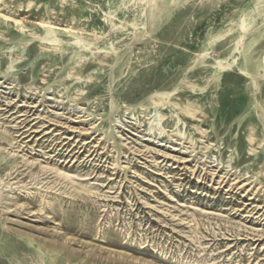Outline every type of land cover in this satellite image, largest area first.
<instances>
[{"label":"rangeland","instance_id":"obj_1","mask_svg":"<svg viewBox=\"0 0 264 264\" xmlns=\"http://www.w3.org/2000/svg\"><path fill=\"white\" fill-rule=\"evenodd\" d=\"M261 263L264 0H0V264Z\"/></svg>","mask_w":264,"mask_h":264},{"label":"bare ground","instance_id":"obj_2","mask_svg":"<svg viewBox=\"0 0 264 264\" xmlns=\"http://www.w3.org/2000/svg\"><path fill=\"white\" fill-rule=\"evenodd\" d=\"M21 124H22V123H21ZM24 134H25V133H24ZM24 134H23V135H24ZM96 150H97V149H96ZM32 164H33V163H32ZM257 263H258V262H257ZM261 264H262V263H261Z\"/></svg>","mask_w":264,"mask_h":264}]
</instances>
